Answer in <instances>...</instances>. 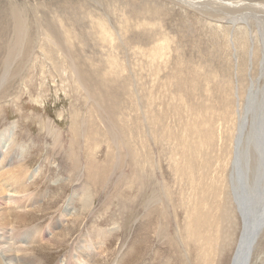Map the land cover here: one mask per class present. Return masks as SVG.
<instances>
[{
    "label": "rangeland",
    "instance_id": "obj_1",
    "mask_svg": "<svg viewBox=\"0 0 264 264\" xmlns=\"http://www.w3.org/2000/svg\"><path fill=\"white\" fill-rule=\"evenodd\" d=\"M189 2L0 0L1 145L15 141L26 160L42 264H200L221 236L230 242L207 264H230L237 110L249 136L264 106V0ZM14 8L27 26L17 60ZM258 244L252 264H264V235Z\"/></svg>",
    "mask_w": 264,
    "mask_h": 264
},
{
    "label": "bare ground",
    "instance_id": "obj_2",
    "mask_svg": "<svg viewBox=\"0 0 264 264\" xmlns=\"http://www.w3.org/2000/svg\"><path fill=\"white\" fill-rule=\"evenodd\" d=\"M179 1L184 2V0H179ZM187 1L188 2L190 1L189 2L190 4L189 3H187V4H189L192 9L200 11L201 7H197V5L198 6L201 5L198 3L200 0H198V1L197 0H194V1L193 0H185V2H187ZM208 7L210 8L211 4H206V6H203L202 9L208 10ZM261 9H263V8L261 7ZM219 10H221V9H219ZM215 11L217 12V10H215ZM208 12H209V10H208ZM226 12H227V9H226ZM245 13H247V12H245ZM12 17H13V22H14L13 27H14L15 34H16V36L15 35L14 36L17 39L15 38L16 42L14 44L9 43L8 45H9V49H11L12 46L16 47V51H15L16 57H14V60H17L20 58L21 55H23V46L27 42V35H26L27 26H26V20H25L26 16L24 15L23 10L20 11V10H16L14 8V11L12 12ZM223 19L226 20V18H223ZM235 20L231 21V24L234 27L236 25ZM37 27L43 31L42 36H43V38L46 39L47 42H48V40H51L57 48L63 47L64 44L63 45H61V43L58 44L59 41L57 42L55 39L51 38V37L54 38V36H53L54 34L52 35L50 30L46 28L47 26L45 27L46 28L45 30L42 29L38 24H37ZM100 29L102 31V34H101L102 40H103V38L105 39L106 37H110L109 31L105 29L104 25H101ZM58 33H59V31H58ZM61 35H62L64 43H66L67 38L63 35V33ZM17 48L19 49V51H17ZM65 52H66V50H65ZM62 53H63V55H65V53L63 51H62ZM10 69H11V65L5 67L4 73L0 77V87H4L6 80H7V76L10 73ZM255 89L256 88L254 86L251 87L249 94H248L249 99H250L251 95L254 98L256 97L255 96V94H256ZM263 108H264V106H263ZM263 108L261 109V111L259 110L260 112L258 113V115H255L254 119L252 120V124H251L252 127H250L251 130H250L249 136H246V131H247V128L249 127V122H248L247 118L241 117V114H239V111L237 110L238 125H237L236 136H235V139L233 141V162H232V167H231V174L229 176V191H230L231 202H232L231 206H234V211L237 214H239V218H240L241 223L243 220H242L241 213H240L241 204L238 202V199H242L244 202L247 203L245 205V207H246L245 219L248 220L250 218V221H251L252 218L250 216V212H255L258 210L257 206H256L257 201H255L256 200L255 196L257 194L260 195V193L263 192V188H264V182L262 183V181L261 182L255 181V179H256L255 178L256 176H254L255 171H254V174L252 175L253 181H251V182L249 181L248 174H247V172L249 171L248 167L245 168V166L243 164L244 158H245V163L248 162L247 161V155H248V152L250 151L249 149L251 148V145L253 146V149L251 148V150H253L254 153L256 152V158L257 159H256V162L254 161L256 163V167L259 168L260 160H261V158H264V134L262 133V131H264V109ZM243 114H244V112H243ZM244 129H245V131H244ZM240 135H242L241 141L239 139ZM2 138H3L2 135H0V264H42L41 261L38 260V256L36 254L30 253V250L33 251V249H34L33 247L35 245H37L42 240V239H40L41 235L35 231L36 228L32 229L30 227V225H31L30 222L35 221V218H30V217L27 218L24 215V211L25 210L27 211V209H29L33 205V199L31 197V195L28 194L32 185L29 184L30 183V177L28 176L27 171H25L26 160L19 153V151L17 149V143L15 141H13V142L11 141L6 145H1V143L3 141ZM261 138H262V142H261ZM244 140H246V142H244ZM115 145H117V144H115ZM117 150L119 151V149H117ZM253 159H255V157ZM239 160H240V166L238 164ZM242 183L244 185L245 184H252V186L255 187L253 190H251L248 193V195L250 197L249 200H247L246 193L243 190H241V186H243ZM250 200H251V202L249 204ZM5 201L8 202V204L12 205V208L7 207V206L6 207L2 206L3 203L5 204ZM10 205H8V206H10ZM249 205H251L250 208H249ZM262 211L263 210L260 209L259 212L256 213V216L259 215L258 223H254V225L252 226V228L250 229L249 233L246 236L244 234L243 226H242L241 232H240V237H239L238 242L236 243L235 250L233 252L230 264H252L253 263L252 258L254 257V254H256V250H257L256 248L259 245L258 243L264 235V214ZM243 212H244V209H243ZM209 218H211V217H209ZM75 219H77V215H76ZM187 220H188V227H186L183 231H187L189 233V235H191L189 222H191L192 219L189 216ZM10 228H11V231H9ZM208 236L209 235H207V237ZM212 236L213 235H211V237ZM187 237L189 238L190 241L192 240V237H190V236H187ZM196 237H197V239L195 241L204 245V241H205L204 236H202V240H201V234L200 235L198 234ZM144 240H145V238H144ZM207 241H208V239H207ZM220 241H223L224 243L222 242L223 245L221 246V248L216 249L217 252L221 251L223 247H225L229 244L230 238L227 236H225V238H222V236H221ZM215 243H216V240H215ZM219 243L217 245H219ZM210 244H211V241H210ZM213 244H214V242H213ZM145 245H146V243H145ZM211 246H212V244H211ZM215 247H212V250H214ZM173 249H174V252L176 253L177 251H175V248H173ZM199 251H200V264H207L208 259L213 261V259L216 258L215 257V251H214V254L212 253V251L210 249L202 250L200 248ZM78 253L80 254V252H78ZM79 256L82 259V262L77 263V264H88V263H90V258H89L88 254L87 255L80 254ZM218 260H219V258H218ZM173 261L176 264H179V263H177L179 261L177 256H173ZM74 262L75 261H73L72 264H76ZM208 263L210 264V262H208ZM211 264H213V262Z\"/></svg>",
    "mask_w": 264,
    "mask_h": 264
},
{
    "label": "water",
    "instance_id": "obj_3",
    "mask_svg": "<svg viewBox=\"0 0 264 264\" xmlns=\"http://www.w3.org/2000/svg\"><path fill=\"white\" fill-rule=\"evenodd\" d=\"M245 110H246V113H248V109L246 107H245ZM241 136L242 135H240V137H239L240 141H241ZM238 164L240 166V160H239ZM254 170H255V168H254ZM254 170H253V173H254ZM253 173L252 174L250 173L251 176L253 175ZM254 176H256L255 177L256 178L255 181H259V182L262 181V183L264 182V158H261L260 164H259V168H257ZM250 179H251V181H253L252 180V177H250ZM242 185L243 186H241V190H243L246 193L247 200H249L250 197H249L248 193L251 190H253L255 187L252 186V184H245L244 185L242 183ZM255 198H256L255 201H257V205L256 206H257V209L258 210L255 211V212H250V216L252 218L251 221H250V218L248 220L245 219V215H246V207H245V205L247 203L244 202L242 199H238V202L241 204V211H240V213H241V217H242V220H243L242 221V226H243V231H244L245 236L249 233V231L252 228V226L254 225V223H258V217H259V215L256 216V213L259 212V210L261 209V210H263L262 212L264 214V188H263V192L260 193V195L257 194L255 196ZM250 202H251V200L249 201V204H250ZM250 207H251V205H249V208ZM243 209H244V212H243Z\"/></svg>",
    "mask_w": 264,
    "mask_h": 264
}]
</instances>
